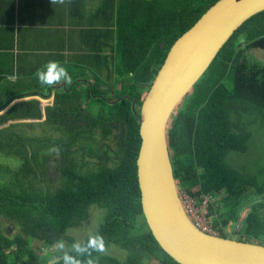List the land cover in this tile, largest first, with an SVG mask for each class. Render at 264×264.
<instances>
[{
	"label": "trees",
	"instance_id": "16d2710c",
	"mask_svg": "<svg viewBox=\"0 0 264 264\" xmlns=\"http://www.w3.org/2000/svg\"><path fill=\"white\" fill-rule=\"evenodd\" d=\"M219 1L150 0L142 17L125 13L132 28L107 38L109 49L114 44L107 79L92 86L97 91L112 86L117 74L121 97L134 101L105 103L91 99L95 89L81 92L77 86L72 97L59 98L69 99L70 108L46 109L44 122L8 125L42 121L43 109H12L0 116V128L5 127L0 129V264H49L41 260V248L76 243L69 232L89 223L96 208L106 213L93 234L105 243L103 253L92 252L96 264H178L145 219L138 175L139 108L173 46ZM258 50L264 51V12L248 20L222 49L174 113L169 138L180 190L196 198H218L212 215L220 237L235 240L227 231L240 225L235 241L264 245V174L255 172V159L246 161L251 171L235 164L236 157L251 155L256 133L264 129V60ZM226 79H232L233 88ZM5 101L1 96L0 114L8 108L3 109ZM39 127L42 133H36ZM50 163L63 180L58 190L48 178ZM2 220L11 229H3ZM113 246L126 252L125 260L107 253ZM68 254L75 255L72 250ZM77 258L84 262L88 257Z\"/></svg>",
	"mask_w": 264,
	"mask_h": 264
},
{
	"label": "water",
	"instance_id": "95a60500",
	"mask_svg": "<svg viewBox=\"0 0 264 264\" xmlns=\"http://www.w3.org/2000/svg\"><path fill=\"white\" fill-rule=\"evenodd\" d=\"M262 12L264 0H220L173 46L137 114L145 219L161 248L178 264H264L263 244L211 236L194 225L180 196L169 138L174 113L235 33Z\"/></svg>",
	"mask_w": 264,
	"mask_h": 264
},
{
	"label": "crops",
	"instance_id": "0c3cea01",
	"mask_svg": "<svg viewBox=\"0 0 264 264\" xmlns=\"http://www.w3.org/2000/svg\"><path fill=\"white\" fill-rule=\"evenodd\" d=\"M125 2L65 0L63 4H51V0H0V103H4L1 96L8 99L3 115L12 109H43L44 113L42 121L9 125L44 122L46 109H69V99L59 102V98L72 97L77 84L70 85L78 79L81 92L107 79V59L113 56L114 46L107 47V38L119 29L132 28L125 13L142 17L150 7V0H131L126 7ZM263 53L258 50L257 55L263 57ZM49 61H58L65 67L71 83H62L60 88L41 86L35 73ZM113 78L118 80L117 74Z\"/></svg>",
	"mask_w": 264,
	"mask_h": 264
},
{
	"label": "rangeland",
	"instance_id": "374dc122",
	"mask_svg": "<svg viewBox=\"0 0 264 264\" xmlns=\"http://www.w3.org/2000/svg\"><path fill=\"white\" fill-rule=\"evenodd\" d=\"M118 34L119 33H117L116 35H118ZM110 35H111V37H113V34H110ZM254 54H253V58H255ZM257 57H259V56L257 55ZM259 58L264 60V56L263 57H259ZM80 80L81 79H78V80L74 81L70 86L71 87L75 86ZM120 81L121 80L118 79V80H115V81H111V83L116 88V87L120 86L119 85ZM225 82L229 86H231L232 88L234 87L232 79L231 80L226 79ZM81 85L82 84L78 83L77 86L79 87ZM119 89H121V88L119 87ZM103 94H105V93H103ZM146 94H145V97H146ZM180 109H182V107ZM2 115L3 114H0V116H2ZM3 128L4 127H1L0 129H3ZM42 131H43L42 127H39V130L36 133H39V132L42 133ZM46 136L47 135H45V134L42 135V137H46ZM53 138H59V136H54ZM100 143L104 144L103 142H100ZM253 145L255 147L251 148V150H250L251 155H248V156L245 155V156L236 157L235 158V164L238 167H240V168H244L245 167V168H247L246 170L251 171L250 170V166L246 164V161L248 159H255L256 161L253 164L255 172L256 173L263 172V174H264V129L262 131L256 133L255 142L253 143ZM114 148H116L115 145H114ZM255 150H257V152H255ZM58 155H59L58 152L57 153H53L54 159H56L58 157ZM86 160H87L86 164L91 163V162H88L89 158H86L84 160V162H86ZM51 161H53V159H50V162ZM49 171H50V176L48 178L53 180V184H52L53 185V189L54 190H58L60 188V186L63 184L62 177L60 175H58L59 174L58 172L55 171L53 163H50ZM225 195H226V193H224V197H225ZM246 212H245V214H246ZM105 216H106V213L103 210L98 209V208L94 209L92 211V216H91L90 222L86 223L83 227L71 230L69 232V237L72 238L76 243L84 242L89 236L93 235L94 233H96V231L99 230L100 226H102V224L104 223ZM2 226H3V229H5V230H7L9 228L11 229V227H9V225L7 223H5L4 220H2ZM227 233L232 238H234L235 240L238 239L240 237V235H239L240 234V225H238L235 228L232 226L231 228L228 229ZM10 234H12V233H10ZM63 244H64V249H63V252H61V253H54V252L50 251L51 247L41 248V250H43L42 252H39V254L41 256V260L49 259L50 260L49 264H54L55 262H57V259H56L57 256L62 255L63 253H69L72 250V247H71L72 243L70 241L63 242ZM107 253L109 255L113 256V257H116L119 260H125V258L127 257L126 252H124L123 250H120L118 247H115V246L111 247L107 251Z\"/></svg>",
	"mask_w": 264,
	"mask_h": 264
},
{
	"label": "clouds",
	"instance_id": "9594fccd",
	"mask_svg": "<svg viewBox=\"0 0 264 264\" xmlns=\"http://www.w3.org/2000/svg\"><path fill=\"white\" fill-rule=\"evenodd\" d=\"M65 0H51V4H63ZM38 83L41 86H56L62 83H71V76L67 69L58 61H49L42 69H38L35 73ZM59 88V87H58ZM67 89V88H65ZM72 251L75 255L63 253L56 257L57 261H62V264H96V260L92 258V252L103 253L105 251V243L103 238L96 234L89 236L88 240L81 243H73ZM64 244L61 242L55 243L51 250L54 253L63 252ZM87 256L86 261L82 262L77 257Z\"/></svg>",
	"mask_w": 264,
	"mask_h": 264
},
{
	"label": "built area",
	"instance_id": "2783aa9c",
	"mask_svg": "<svg viewBox=\"0 0 264 264\" xmlns=\"http://www.w3.org/2000/svg\"><path fill=\"white\" fill-rule=\"evenodd\" d=\"M179 192L185 210L194 225L205 234L218 237L219 232L215 226L217 216L212 215V209L217 207L218 198L212 195H202L196 198L186 191L179 190Z\"/></svg>",
	"mask_w": 264,
	"mask_h": 264
},
{
	"label": "flooded vegetation",
	"instance_id": "af4514ba",
	"mask_svg": "<svg viewBox=\"0 0 264 264\" xmlns=\"http://www.w3.org/2000/svg\"><path fill=\"white\" fill-rule=\"evenodd\" d=\"M121 82L122 81H120V84H119L120 85L119 87L121 89H119V87H117V90H116V88H115V86L113 84H112V86H114V87H112V86H109L108 87L107 85H105V87L103 89L99 90V91H97L98 89L96 90V88H94L91 85V88L90 89H93V91L96 90L93 94H91V99L92 98L94 100L99 99V100H102L105 103H111V104L119 103L123 99H125V100L128 99V100L134 101V99L131 96H128V95H125V96L121 97V94L123 92L122 91V89H123V83H121ZM94 84H96V83H94ZM77 85H78V83H77ZM110 88H112L113 91L110 90ZM149 92H150V90H149ZM149 92L146 94V97L149 94ZM103 93H105V94H103ZM146 97H144V101H145V98ZM95 109H104V108L102 106H97ZM133 109H134V106H133ZM136 109H137V105H136ZM139 109H141V111H142L143 106L141 108H139Z\"/></svg>",
	"mask_w": 264,
	"mask_h": 264
},
{
	"label": "bare ground",
	"instance_id": "6f19581e",
	"mask_svg": "<svg viewBox=\"0 0 264 264\" xmlns=\"http://www.w3.org/2000/svg\"><path fill=\"white\" fill-rule=\"evenodd\" d=\"M175 79H179V75H176Z\"/></svg>",
	"mask_w": 264,
	"mask_h": 264
}]
</instances>
